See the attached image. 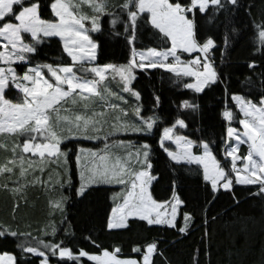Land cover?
Returning a JSON list of instances; mask_svg holds the SVG:
<instances>
[{"label": "snow or ice", "instance_id": "snow-or-ice-1", "mask_svg": "<svg viewBox=\"0 0 264 264\" xmlns=\"http://www.w3.org/2000/svg\"><path fill=\"white\" fill-rule=\"evenodd\" d=\"M196 232L189 264H264V0H0V264Z\"/></svg>", "mask_w": 264, "mask_h": 264}, {"label": "trees", "instance_id": "trees-1", "mask_svg": "<svg viewBox=\"0 0 264 264\" xmlns=\"http://www.w3.org/2000/svg\"><path fill=\"white\" fill-rule=\"evenodd\" d=\"M145 83H146V81H144V80L140 81L141 86H143ZM156 83H159V82L156 81ZM227 201H228V197L224 196L221 200V204L226 205ZM70 211L72 212L73 216H75L77 218V220H79V215H77V209L73 208ZM83 226L84 225L82 223L79 224L80 228H82ZM199 235H200L199 232H196L193 234V236L189 237L187 240H184L180 244H177V245L170 248L168 254L174 260V264H189L190 254L193 250V247L195 246V243L199 240ZM167 237H168V239H171L170 234H167ZM257 239H259V237H257ZM223 242H224V237L221 236L218 240V245H217L216 251L221 252V245L223 244ZM7 246L9 248L12 247L11 244H8ZM125 251H127V249H125ZM221 254H222V252H221ZM213 259L216 261H219L221 259V255H219V254L214 255Z\"/></svg>", "mask_w": 264, "mask_h": 264}]
</instances>
